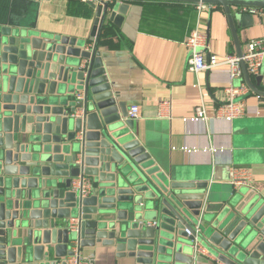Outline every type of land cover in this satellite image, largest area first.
I'll use <instances>...</instances> for the list:
<instances>
[{
	"label": "water",
	"instance_id": "1",
	"mask_svg": "<svg viewBox=\"0 0 264 264\" xmlns=\"http://www.w3.org/2000/svg\"><path fill=\"white\" fill-rule=\"evenodd\" d=\"M18 1V18L0 12V264H69L98 249L124 264H264V204L214 205L198 174L157 167L128 118L99 40L106 21L122 27L130 6L119 1L131 0L90 3L88 38L39 30L40 2ZM140 1L221 6L237 45L232 7L264 8V0ZM240 18L245 28L253 22ZM241 69L264 97L262 77L254 84L243 61ZM76 180L90 182L89 194ZM196 243L209 252L201 262Z\"/></svg>",
	"mask_w": 264,
	"mask_h": 264
},
{
	"label": "crops",
	"instance_id": "2",
	"mask_svg": "<svg viewBox=\"0 0 264 264\" xmlns=\"http://www.w3.org/2000/svg\"><path fill=\"white\" fill-rule=\"evenodd\" d=\"M38 2L39 30L90 37L96 10L89 17L73 16L68 11L81 3L99 4L100 0ZM119 3L130 6L124 23L117 28L106 21L101 37L107 36V30L115 36L104 38L105 44H99V51L107 76L128 111L133 106L139 107L135 131L153 152L157 167L162 171L195 172L199 181L209 183L214 205L221 206L232 199L242 204L254 201L264 204V97L251 91L244 75L230 80L229 66L221 65L198 75L188 70L191 52L186 43L198 25V4L140 0ZM146 7L153 11L145 14ZM22 8L18 0H0V12H11L13 18L22 14ZM243 8L250 7H232L238 45L223 7L215 6L202 15L201 27L208 34L209 52L221 58L238 55L239 47L244 52L252 40H264V8H250L259 14L245 13ZM243 14L253 16L247 28L240 18ZM258 77H262L258 89L264 92V65ZM258 77H251L254 84ZM231 85H246L249 93L237 99L246 102L245 115L228 122L216 115L217 109L226 103L223 91ZM165 100L171 102V118L159 116ZM202 103L207 105L209 120L183 121L192 119ZM233 168H250L254 173L251 186L234 191L230 183ZM202 250L203 253L197 254L200 262L209 256L205 248ZM83 258L92 259V264H124L101 249L89 250Z\"/></svg>",
	"mask_w": 264,
	"mask_h": 264
},
{
	"label": "built area",
	"instance_id": "3",
	"mask_svg": "<svg viewBox=\"0 0 264 264\" xmlns=\"http://www.w3.org/2000/svg\"><path fill=\"white\" fill-rule=\"evenodd\" d=\"M47 1V0H37ZM87 2V0H84ZM214 5H207L200 3L197 5V11L199 14V21L196 29L191 33L186 46L191 52L188 60V70L194 74H200L202 72H210L217 69L221 65L229 66L230 68V80L241 78L243 71L241 69V62L246 64L248 73L251 77H258L261 74V70L264 65V40H252L247 44L243 56L227 55L223 58L209 52L210 44L208 34L202 30V15L205 12H209L214 9ZM243 12L251 14H259L258 10L243 8ZM249 89L246 85L241 87H234L233 85L227 87L223 91V97L226 99V103L217 109V117L225 119L228 122L234 121L243 117L246 113V102L237 101L240 97L248 95ZM172 106L170 101H162L159 110L160 117H172ZM140 117V109L138 106H133L128 112V118L132 121L138 120ZM200 121L205 122L209 120L208 108L205 103H202L195 109V116L191 119H183V121ZM254 181V173L250 168H233L230 172V183L233 186L234 191L240 190L245 186H251ZM74 188H81L84 194H89L91 191L90 182L84 181L82 186L80 180L74 182ZM196 232L200 231V227H195ZM188 235H192L190 230H187ZM195 252L197 254L203 253L202 246L199 243L195 245ZM69 264H92V259L72 257L69 259Z\"/></svg>",
	"mask_w": 264,
	"mask_h": 264
},
{
	"label": "trees",
	"instance_id": "4",
	"mask_svg": "<svg viewBox=\"0 0 264 264\" xmlns=\"http://www.w3.org/2000/svg\"><path fill=\"white\" fill-rule=\"evenodd\" d=\"M151 11H153V10L150 7H146L145 14H148ZM155 11L161 13V11L158 8H156ZM68 13L70 15H73V16H86V17H89V16H92L93 8H92V6L90 4L81 3L80 5H78V6L74 7V8H70ZM105 35H107V36H105V37L102 36L101 40L99 41V44L101 46H103L105 44L104 38L106 39L107 37L110 38V37L115 36V34L113 32H111V30H107Z\"/></svg>",
	"mask_w": 264,
	"mask_h": 264
}]
</instances>
